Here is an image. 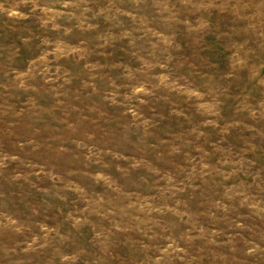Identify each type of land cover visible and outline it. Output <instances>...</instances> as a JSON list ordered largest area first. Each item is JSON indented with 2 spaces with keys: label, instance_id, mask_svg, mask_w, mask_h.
Listing matches in <instances>:
<instances>
[{
  "label": "rangeland",
  "instance_id": "1",
  "mask_svg": "<svg viewBox=\"0 0 264 264\" xmlns=\"http://www.w3.org/2000/svg\"><path fill=\"white\" fill-rule=\"evenodd\" d=\"M0 264H264V0H0Z\"/></svg>",
  "mask_w": 264,
  "mask_h": 264
}]
</instances>
